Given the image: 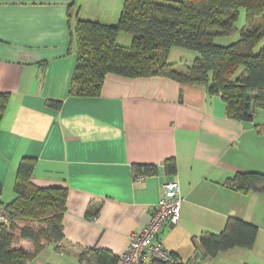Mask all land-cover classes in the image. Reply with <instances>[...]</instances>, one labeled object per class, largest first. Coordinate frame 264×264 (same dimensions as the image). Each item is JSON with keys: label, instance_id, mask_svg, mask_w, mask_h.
<instances>
[{"label": "crops", "instance_id": "crops-1", "mask_svg": "<svg viewBox=\"0 0 264 264\" xmlns=\"http://www.w3.org/2000/svg\"><path fill=\"white\" fill-rule=\"evenodd\" d=\"M124 1L0 0V94L9 96L0 122V202L14 200L23 158L33 161V186L65 191L59 245L45 243L27 264H88L95 252L119 257L170 181L182 204L178 224L158 234L167 252L196 264H264V192L230 182L264 175V111L250 122L231 119L205 86L167 77L109 75L99 97L70 95L74 24L116 25ZM122 36L118 44L128 46L131 37ZM137 166L155 170L136 182ZM231 218L257 227L253 247L208 255L201 237L218 235ZM16 247L33 251L30 241Z\"/></svg>", "mask_w": 264, "mask_h": 264}, {"label": "trees", "instance_id": "trees-1", "mask_svg": "<svg viewBox=\"0 0 264 264\" xmlns=\"http://www.w3.org/2000/svg\"><path fill=\"white\" fill-rule=\"evenodd\" d=\"M240 10L245 24L238 40L226 46L216 44V38L236 31ZM121 33L130 35L128 46L117 43ZM72 36L76 62L70 95L75 97H99L109 75L167 77L205 86L208 96L224 103L231 119L250 122L257 110L264 111V44L255 51L264 39V0H125L116 25L77 20ZM172 48L196 54L185 70H175L168 62ZM8 100L7 94H0V122ZM166 169L174 172L171 165ZM154 170L137 166L134 173L150 175ZM32 172V159L23 158L16 170L14 200L6 206L0 202L7 217L6 223L0 222V264H27L45 243L62 239L65 191L33 186ZM230 182L242 192H264L263 174L243 173ZM257 233L256 226L231 218L221 233L204 234L200 241L208 255L215 256L234 248L251 249ZM21 240L32 242L33 251L17 248ZM87 263L117 264L118 257L95 252Z\"/></svg>", "mask_w": 264, "mask_h": 264}, {"label": "built area", "instance_id": "built-area-1", "mask_svg": "<svg viewBox=\"0 0 264 264\" xmlns=\"http://www.w3.org/2000/svg\"><path fill=\"white\" fill-rule=\"evenodd\" d=\"M135 181L141 182L145 178L142 174H135ZM182 197L176 181H170L162 186L158 203L146 225L128 238L126 250L118 257L117 264H196L194 259L181 262L167 252L158 239V234L164 226L174 227L180 219ZM0 222L6 223L7 217L0 209ZM57 246L59 242L56 243Z\"/></svg>", "mask_w": 264, "mask_h": 264}, {"label": "rangeland", "instance_id": "rangeland-1", "mask_svg": "<svg viewBox=\"0 0 264 264\" xmlns=\"http://www.w3.org/2000/svg\"><path fill=\"white\" fill-rule=\"evenodd\" d=\"M244 24H245L244 11L240 10L239 18L238 21L236 22V31L228 37L216 38L215 43L218 45L226 46L236 42L239 38V30H241L244 27ZM120 35H123L122 37H130V35H127L125 33H121ZM117 43H121V41ZM263 44H264V39L258 44V46L255 48V51L259 50V48ZM195 56L196 54L193 51H189L181 48H172L168 55L167 60L168 62L174 64L175 70L183 71L187 66H189L192 63ZM67 262L68 261H65V264H70Z\"/></svg>", "mask_w": 264, "mask_h": 264}]
</instances>
